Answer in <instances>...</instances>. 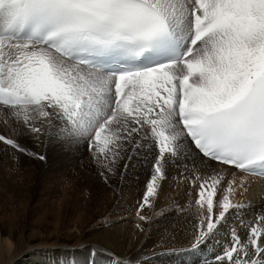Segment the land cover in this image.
Returning <instances> with one entry per match:
<instances>
[{
	"label": "snow or ice",
	"instance_id": "1",
	"mask_svg": "<svg viewBox=\"0 0 264 264\" xmlns=\"http://www.w3.org/2000/svg\"><path fill=\"white\" fill-rule=\"evenodd\" d=\"M0 105L32 133L31 111L63 121L61 138L87 141L109 171L122 132L154 139L141 209L165 154L179 156L188 138L233 175L264 177V0H0ZM220 183L200 184L193 248L227 229L215 264H264V215L243 217L231 180L214 218Z\"/></svg>",
	"mask_w": 264,
	"mask_h": 264
},
{
	"label": "rangeland",
	"instance_id": "2",
	"mask_svg": "<svg viewBox=\"0 0 264 264\" xmlns=\"http://www.w3.org/2000/svg\"><path fill=\"white\" fill-rule=\"evenodd\" d=\"M30 115L39 133H32L12 109L0 105V135L27 149L21 152L0 141V216H26L24 221L15 218L19 231L32 226L43 236H56L75 225L87 230L89 222L106 213L117 199L144 198L158 157L154 139H143V131L130 139L122 132L120 146H109V160L112 151L118 153L109 171L100 163L104 157L89 151L87 141L61 138L63 121L52 119L50 123L34 111ZM184 149L177 157L165 154V178L157 181L149 201L168 203L184 186L194 187L199 177L202 180L201 164L187 154L188 147ZM160 224L164 227L166 222H158V228Z\"/></svg>",
	"mask_w": 264,
	"mask_h": 264
},
{
	"label": "bare ground",
	"instance_id": "3",
	"mask_svg": "<svg viewBox=\"0 0 264 264\" xmlns=\"http://www.w3.org/2000/svg\"><path fill=\"white\" fill-rule=\"evenodd\" d=\"M185 147L192 160L201 164L198 173L202 180L199 177L200 182L194 187L184 186L185 190L182 188L181 194L170 202L167 199L168 203L152 200L150 206L141 209L142 195L117 199L106 213L89 222L87 230L75 225L56 236H43L42 231L32 226L19 231L15 218L24 221L26 216L1 215L0 264H203L204 259L215 264L212 257L221 252L223 240L227 239L223 233L227 229L217 234L219 243L209 239L193 248L199 231L201 210L196 201L200 184L206 180L210 183L214 177L221 178L214 197L215 218L218 201L226 194L228 182L234 180L230 200L244 205L242 215L249 222L250 218L258 220L264 215V184L238 170L233 175V169L201 157L189 142ZM140 216L146 219L141 220ZM160 221L166 225L160 224L158 228Z\"/></svg>",
	"mask_w": 264,
	"mask_h": 264
}]
</instances>
